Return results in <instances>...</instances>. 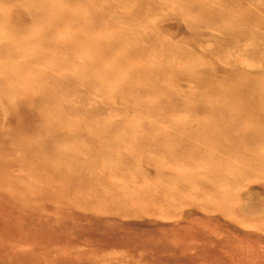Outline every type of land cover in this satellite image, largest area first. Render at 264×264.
<instances>
[{
	"label": "rangeland",
	"instance_id": "rangeland-1",
	"mask_svg": "<svg viewBox=\"0 0 264 264\" xmlns=\"http://www.w3.org/2000/svg\"><path fill=\"white\" fill-rule=\"evenodd\" d=\"M0 104V264H264V0H0Z\"/></svg>",
	"mask_w": 264,
	"mask_h": 264
},
{
	"label": "bare ground",
	"instance_id": "bare-ground-1",
	"mask_svg": "<svg viewBox=\"0 0 264 264\" xmlns=\"http://www.w3.org/2000/svg\"><path fill=\"white\" fill-rule=\"evenodd\" d=\"M182 2V1H181ZM180 2V3H181ZM167 8V7H166ZM154 9H156V8H154ZM173 9V8H172ZM177 9V8H176ZM173 11V10H172ZM175 11H177V10H175ZM176 13V12H175ZM143 34V33H142ZM167 39V38H166ZM255 77V76H254ZM223 83V82H222ZM227 86V85H226ZM227 88V87H226ZM228 89V88H227ZM232 94V93H231ZM1 105V104H0ZM3 106V105H2ZM2 108V107H1ZM5 112V111H4ZM261 152V151H260ZM264 153V152H263Z\"/></svg>",
	"mask_w": 264,
	"mask_h": 264
}]
</instances>
